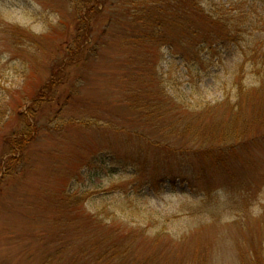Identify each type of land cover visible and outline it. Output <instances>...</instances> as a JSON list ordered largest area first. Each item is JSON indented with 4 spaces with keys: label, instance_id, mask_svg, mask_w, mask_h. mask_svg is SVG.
<instances>
[{
    "label": "rangeland",
    "instance_id": "1",
    "mask_svg": "<svg viewBox=\"0 0 264 264\" xmlns=\"http://www.w3.org/2000/svg\"><path fill=\"white\" fill-rule=\"evenodd\" d=\"M166 1L0 0V264H95L108 244L157 264L264 263V135L204 171L155 165L191 137L141 104H172L169 122L236 94L229 59L201 51L188 69L141 38L133 14ZM258 95L242 117L264 113Z\"/></svg>",
    "mask_w": 264,
    "mask_h": 264
},
{
    "label": "trees",
    "instance_id": "2",
    "mask_svg": "<svg viewBox=\"0 0 264 264\" xmlns=\"http://www.w3.org/2000/svg\"><path fill=\"white\" fill-rule=\"evenodd\" d=\"M209 1V4H205L203 0H167L162 5H153L146 12H140V15L133 14V21L137 22L138 29L142 31H139L141 38L148 44L169 47L173 54L187 62L188 69L194 65V61L204 64L201 51L209 56V62L212 57L210 64L213 67L223 64L227 59L232 63L233 88L236 93L232 98L227 95L214 104L206 103L192 108L186 106V115L169 122L166 117L169 110L174 109L172 104L165 111L158 108L159 105L141 104L147 117L158 113L155 129L177 131L191 137L192 146H179L178 151L172 150L179 155L169 156L167 160L155 158L156 166L164 161L166 166L178 168L188 164L191 170L204 171L199 168L204 163H212L214 160V164L223 165L227 154L237 145L264 135L263 131L261 135L255 133L246 137L255 123L260 122L259 125L264 130V113H255L254 118H244L241 115L246 105L255 108L256 96L264 92V2L258 8L253 3L244 6L236 1L226 7L228 2ZM249 75L256 79L246 83ZM171 100L173 101L172 97ZM178 107L185 112L181 105ZM150 143L156 148L162 146L161 141L150 140ZM164 146L166 150L169 149L166 144ZM15 147L22 151L20 142L13 146V150ZM9 160L16 159L12 156ZM117 246H104L94 254V263L157 264L153 255L129 258L127 251Z\"/></svg>",
    "mask_w": 264,
    "mask_h": 264
}]
</instances>
